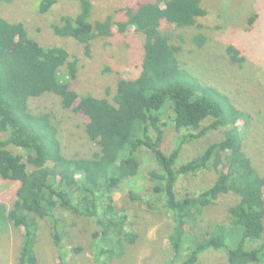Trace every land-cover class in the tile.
Wrapping results in <instances>:
<instances>
[{
	"label": "trees",
	"instance_id": "1",
	"mask_svg": "<svg viewBox=\"0 0 264 264\" xmlns=\"http://www.w3.org/2000/svg\"><path fill=\"white\" fill-rule=\"evenodd\" d=\"M35 1L41 13L57 3ZM8 2L0 0V5ZM201 4L202 0H144L123 7L117 19L111 13L98 18L90 0H78L74 13L49 21L55 35L82 44L88 57L93 41H111L130 26L141 33L140 71L133 78H118L111 97L71 88L77 57L65 46L39 43L25 22L0 14V179L15 187L8 207L0 201V229L11 224L22 230L18 264H42L37 251L42 219L51 224L59 264H64L63 249L70 236L84 237L91 253L88 264H107L108 259L124 256L126 245L137 237L128 229L134 210L118 206L113 193L139 173L143 152L154 165L147 170L144 192L129 190L127 198L169 216L164 237L170 251L154 264H198L211 251L224 253L227 264H264V172L248 155L249 134L243 136L240 128L252 118L202 70L192 72L191 64L184 65L181 56L194 50L193 43L202 46L205 36L197 34L194 42L179 32V42L174 43L162 28L193 26L206 14ZM255 18L256 14L249 18L250 25ZM226 52L233 62L245 59L233 44ZM46 92L59 97L62 109L86 118L85 132L97 149L77 158L64 153L59 124L31 102ZM167 106L171 113L166 121ZM168 121L175 133L171 150L164 142ZM214 132L221 135L208 142ZM201 139V152L182 158L184 147ZM207 171L215 176L206 183L201 177L203 186H196L195 178ZM225 194L235 198L226 209L228 220L208 222L206 213ZM78 224L75 234L72 229ZM85 247L72 244V251L80 253Z\"/></svg>",
	"mask_w": 264,
	"mask_h": 264
},
{
	"label": "rangeland",
	"instance_id": "2",
	"mask_svg": "<svg viewBox=\"0 0 264 264\" xmlns=\"http://www.w3.org/2000/svg\"><path fill=\"white\" fill-rule=\"evenodd\" d=\"M92 13L98 17L113 14L119 19L122 17L123 7H135L144 0H90ZM201 6L206 14L196 19V24L189 28H176L173 25L162 24L163 30L172 35L174 43L179 42L178 33L188 37V41L201 33L205 36V42L198 47L194 43V50L181 56L183 63L192 65V72L202 70L205 77H209L212 84L224 90L231 100L240 109H244L252 118L251 123L241 126L243 136L249 134L245 147L252 161L258 164V169L264 172V0H202ZM78 7V0H57V3L48 13L37 10L35 0H10L0 5V14L8 20H21L28 29L35 34V39L43 45L65 46L71 55L78 59L76 77L70 81V87L78 92H89L96 96L111 97L115 91L118 78H133L140 71V61L143 55L141 33L136 32L132 26L130 29L118 33L117 38L111 41L98 39L93 41L90 56L84 54L82 44L70 37L55 35L49 21L64 13H74ZM256 14L251 25L249 18ZM195 42V41H194ZM183 44V43H182ZM233 44L238 47L245 59L241 62H233L226 52V47ZM189 45V44H185ZM110 70H109V68ZM108 68V69H107ZM33 105H38L42 112H49L59 124V138L64 153L68 157L83 156L97 149L86 132V118L81 113L64 110L60 106L59 97L51 92H46L40 97L31 99ZM163 118L168 120L171 113L170 107L163 109ZM241 122H239L240 124ZM164 142L168 150L174 145V130L171 122L164 127ZM220 132L211 133L207 141H214L220 136ZM202 139L195 145L187 144L182 151V158L197 155L203 146ZM199 152V153H198ZM197 153V154H196ZM76 154V155H73ZM142 165L139 173L125 181L120 190L114 191L113 197L121 207L131 206L134 211L130 212L129 219L134 223L128 225L137 233L135 243L126 245L124 256L108 259L107 264H154L156 260L165 259L170 251V244L164 237V232L170 226L169 216L158 209L151 210L146 204L130 201L127 192L142 194L147 184L146 173L154 165V160L148 152L141 155ZM263 168V169H262ZM195 178L196 186H203V180L215 176L213 171H207ZM145 194V193H144ZM15 198L13 183L0 179V201L8 207ZM151 199L150 195H146ZM232 195H221L217 200V206L206 213V220L226 221V211L229 204L234 201ZM160 211V212H159ZM73 223H78L77 218L70 217ZM41 239L37 245V251L42 264H59L60 258L52 242L51 224L42 219ZM50 224V227H49ZM67 222L62 228H66ZM61 228V229H62ZM78 224L73 233H79ZM86 235V234H85ZM68 245L64 247V264H88L91 256L84 237L76 239L70 236ZM66 240V239H65ZM22 241V230L11 224L0 229V262L5 264H18L19 251ZM83 243L85 249L80 253L72 251V244ZM188 252V250H186ZM198 264H227L226 256L219 251H211L199 260Z\"/></svg>",
	"mask_w": 264,
	"mask_h": 264
}]
</instances>
